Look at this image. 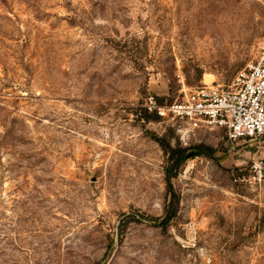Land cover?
<instances>
[{
  "label": "rangeland",
  "instance_id": "rangeland-1",
  "mask_svg": "<svg viewBox=\"0 0 264 264\" xmlns=\"http://www.w3.org/2000/svg\"><path fill=\"white\" fill-rule=\"evenodd\" d=\"M263 41L264 0H0V264H264V139L147 118Z\"/></svg>",
  "mask_w": 264,
  "mask_h": 264
},
{
  "label": "built area",
  "instance_id": "built-area-1",
  "mask_svg": "<svg viewBox=\"0 0 264 264\" xmlns=\"http://www.w3.org/2000/svg\"><path fill=\"white\" fill-rule=\"evenodd\" d=\"M151 104V111L193 131L222 130L232 143L264 139V41L256 61L229 87L202 85L183 91L167 106ZM252 168L259 179L264 178V160L253 161Z\"/></svg>",
  "mask_w": 264,
  "mask_h": 264
},
{
  "label": "trees",
  "instance_id": "trees-1",
  "mask_svg": "<svg viewBox=\"0 0 264 264\" xmlns=\"http://www.w3.org/2000/svg\"><path fill=\"white\" fill-rule=\"evenodd\" d=\"M162 104V103H160ZM147 118H152V120H160L162 119L161 116H159L156 112L147 115ZM158 143L161 145V147L163 148V150L165 151V153L168 155V164L169 167L167 168L166 174L168 177V180L170 181L172 178H175L178 173L179 170L184 166V164L189 160L190 158V150L188 148H182V147H173L170 142H165L164 139H158ZM171 193V191H170ZM176 196L174 195V193H172V200L173 202L175 201ZM171 202L170 204V212H172V207L174 205V203ZM171 215L168 216V219L163 222V227H165L168 222L171 219Z\"/></svg>",
  "mask_w": 264,
  "mask_h": 264
}]
</instances>
